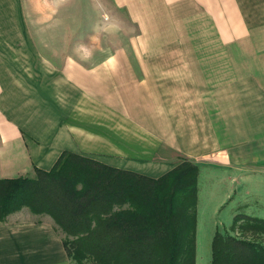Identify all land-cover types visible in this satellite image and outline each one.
<instances>
[{"label":"crops","instance_id":"obj_1","mask_svg":"<svg viewBox=\"0 0 264 264\" xmlns=\"http://www.w3.org/2000/svg\"><path fill=\"white\" fill-rule=\"evenodd\" d=\"M112 2L138 36L86 65L44 54L25 7L36 0H0V179L66 151L151 178L185 158L220 165L230 220L232 197L264 180V0ZM261 187L246 190L258 205ZM16 214L0 221V264H70L51 221Z\"/></svg>","mask_w":264,"mask_h":264},{"label":"trees","instance_id":"obj_2","mask_svg":"<svg viewBox=\"0 0 264 264\" xmlns=\"http://www.w3.org/2000/svg\"><path fill=\"white\" fill-rule=\"evenodd\" d=\"M198 173L185 158L151 178L66 151L49 171L0 179V221L22 208L48 215L76 264H195ZM231 228L242 237L216 231L210 264H264V219Z\"/></svg>","mask_w":264,"mask_h":264},{"label":"rangeland","instance_id":"obj_3","mask_svg":"<svg viewBox=\"0 0 264 264\" xmlns=\"http://www.w3.org/2000/svg\"><path fill=\"white\" fill-rule=\"evenodd\" d=\"M36 1V4L25 5L26 9L29 10L28 12H31L28 26L41 33L36 35L38 43L51 46L49 51H45L44 54L49 55V57L53 55L55 59L59 58L60 51H63L64 56L66 55L70 59H77L82 53L83 57H89L85 64L90 65L121 49H127L129 40L138 36L139 33V27L131 22L126 8L122 4L112 2V0ZM127 53L130 55V52ZM217 166L220 165H216V167L199 165L198 185L201 181L199 185L201 189L199 194V221L196 231L198 264H210L211 241L215 230L222 234L241 238L240 233L231 228L235 217H264V200L258 205L257 199L254 196H249V192L246 191L252 186L253 188L263 186L261 188L264 189V180H259L258 183L254 181V183L245 185L246 190L242 195L232 197L235 201L232 203L233 213L229 220L228 206L223 207L221 204L225 189L220 180V168ZM207 167L216 169L210 170ZM261 198L264 199V196ZM17 213L16 217H19L20 220L51 221L54 224L48 215L33 214L28 208H22ZM240 224L243 223L239 222L237 226ZM54 226L59 231L55 224ZM215 226L216 229H214ZM59 234L63 241L65 236L61 232ZM68 259L70 264H76L71 258ZM83 264L96 263L87 258L83 260Z\"/></svg>","mask_w":264,"mask_h":264}]
</instances>
